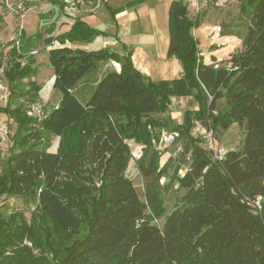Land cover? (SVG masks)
Here are the masks:
<instances>
[{
  "label": "trees",
  "instance_id": "16d2710c",
  "mask_svg": "<svg viewBox=\"0 0 264 264\" xmlns=\"http://www.w3.org/2000/svg\"><path fill=\"white\" fill-rule=\"evenodd\" d=\"M241 1L250 28L229 68L203 62L192 31L197 18L182 0L170 1L167 56H177L183 66L175 79L152 80L133 65L130 51L65 46L106 34L75 17L66 32L43 38L51 46L48 60L60 98L40 120L15 104L18 94L34 100L39 93L34 79L25 82V91L20 87L33 72L32 55L14 47L4 52L0 43L9 88L0 112L15 123L0 169V195L36 200L29 220L0 211V264H264V0ZM54 41L60 46L52 47ZM110 60L119 68L105 72L82 102L75 92L79 79ZM224 90L229 108L221 114L214 107ZM185 95L200 107L174 124L171 97ZM208 117L213 126L239 121L241 150L212 161L191 133L194 120ZM167 128L178 132L182 145L173 178L184 189L169 212L160 197L166 185L160 188L157 180L175 159L170 155L160 165L164 151L156 148ZM51 137L57 139L53 151ZM129 140L142 145L135 163L150 178L144 201L126 173ZM163 214L162 225L153 222Z\"/></svg>",
  "mask_w": 264,
  "mask_h": 264
},
{
  "label": "rangeland",
  "instance_id": "374dc122",
  "mask_svg": "<svg viewBox=\"0 0 264 264\" xmlns=\"http://www.w3.org/2000/svg\"><path fill=\"white\" fill-rule=\"evenodd\" d=\"M22 1L26 4L25 11L22 14H18L11 5ZM116 1V0H115ZM241 0H231L225 6L222 7H201L200 11L195 15L194 9L188 7L187 12L192 13L191 17L196 16L198 20L204 24H218V33L222 31L226 33L238 32L243 35V39L246 36L249 28V12L241 11ZM186 4V2H183ZM65 0H4L0 3V43L5 44L3 51L7 52L9 47L11 48L13 40H20L19 50L24 54L32 55V51H36L32 58H28L30 67L33 72L23 79L20 87L23 91L27 89L25 83L29 79L36 80V83L40 86L39 93L34 100H30L31 95L29 94H18L16 95L15 104H20L24 110H27V106L30 103H36L41 106L43 115L45 116L48 111L54 107L59 98V92L53 87L54 74L48 60V48L43 44V37L48 33L54 32V26L56 27L57 33L66 32L69 24L72 21L70 14H65ZM65 23H68L66 25ZM96 39V38H94ZM88 41L92 42L94 41ZM243 41V40H242ZM201 43V40H199ZM7 43H9L7 45ZM95 44H92L90 50H93ZM242 46V45H241ZM201 49L204 48L201 46ZM241 47L237 50V52ZM230 59V58H229ZM228 59V60H229ZM32 60V62H31ZM5 58L3 59L2 65L5 66ZM102 63L97 64L94 68L86 72L76 84V94L82 102H85L89 97L94 87V82L97 76H102L103 71ZM3 88H0V96H8L9 88L4 78L1 77ZM6 89V90H5ZM25 93V92H24ZM7 101V99H5ZM3 98L0 100L1 107L5 106L6 101ZM171 101L169 103L170 111ZM229 103L226 90L222 96L218 97L215 102L214 110L224 114L228 111ZM29 114V113H28ZM184 114V113H183ZM1 126L7 128L6 134L3 131L0 132V169L5 165V159L11 150V136L13 134L15 123L9 121L10 118L5 112H0ZM175 118V119H174ZM183 118V116H182ZM181 120V121H180ZM174 124H180L182 119L173 117ZM216 141L228 151H239L242 148V142L244 138V126L239 121H231L227 126L222 125L220 122L214 126ZM167 130H170L167 128ZM180 143L177 141L175 145H172L167 149L160 159V165L167 159L168 154L173 155L175 163L168 169L166 176L157 180L160 188H162L160 197L163 200V206L165 212H169L171 208L178 202V198L184 193L183 188H178V184L173 178L174 168L177 165V161L180 159V155L176 152V145ZM57 139L55 137L50 138L49 150L53 151L56 149ZM131 157L128 162L127 175L133 179L134 187L140 199L144 201V194L146 191V183L150 178L143 177L137 169L136 159L141 155L142 145L135 143L132 140L128 141ZM181 144V143H180ZM184 169L180 167L177 172L179 176L184 174ZM156 180V178H154ZM0 211L5 216H8L11 212L22 213L27 220H29L30 213L36 211V200L29 197H7L0 195ZM164 214L160 217H153V222L158 225H162Z\"/></svg>",
  "mask_w": 264,
  "mask_h": 264
},
{
  "label": "crops",
  "instance_id": "0c3cea01",
  "mask_svg": "<svg viewBox=\"0 0 264 264\" xmlns=\"http://www.w3.org/2000/svg\"><path fill=\"white\" fill-rule=\"evenodd\" d=\"M171 0H102L98 5L96 0H88L82 5V12L75 14L68 12L72 16L70 28L75 17H79L89 25L105 31L92 42H65V46L79 47L90 50L107 49L120 55L131 52L133 65L143 74L152 80L175 79L183 75V66L180 59L173 55L167 56V11ZM188 7L192 8L188 0ZM190 13H192L190 11ZM188 12V15L191 16ZM198 20V19H197ZM68 25V23H65ZM56 23L54 32L48 35H57ZM218 24H204L198 20V26L194 28L193 34L197 40L199 55L202 56L205 64H210L212 58L221 64L228 61L232 55H237V50L241 47L243 35L238 32L218 33ZM66 30V31H67ZM64 33V32H63ZM43 37V38H44ZM201 40V43L199 42ZM60 46L57 41L52 47ZM201 46L204 50L201 49ZM51 47V46H50ZM50 47H47L48 49ZM10 48V47H9ZM36 54V53H35ZM34 56V55H32ZM102 63L98 62L97 64ZM119 64L114 61L102 63L103 74L108 70L118 69ZM97 76L94 84L100 79ZM36 81V80H35ZM169 116L182 119L185 111H197L199 102L193 95L171 97ZM214 112H217L214 110ZM175 119V118H174ZM181 121V120H180Z\"/></svg>",
  "mask_w": 264,
  "mask_h": 264
},
{
  "label": "built area",
  "instance_id": "2783aa9c",
  "mask_svg": "<svg viewBox=\"0 0 264 264\" xmlns=\"http://www.w3.org/2000/svg\"><path fill=\"white\" fill-rule=\"evenodd\" d=\"M4 0H0V3H2ZM88 0H65V13L72 12L75 14H78L82 12V5L85 4ZM189 3H191L195 15L200 11L201 7H222L225 6L228 2L231 0H188ZM102 2V0H96L97 5ZM25 6L26 4L23 3L22 1H19L17 3H14L11 5V7L18 12V14H22L23 11H25ZM194 15V16H195ZM196 17V16H195ZM20 40L21 39H15L12 42L11 47H14L17 49L18 52H20ZM36 51H32V55H34ZM25 58L21 59V62H25ZM210 64L213 65L214 68H218V66H225L229 68L231 66L230 61H226L225 63L221 64L219 61H211ZM5 66L0 65V82H1V77L3 76V70ZM0 88L2 87V84H0ZM6 90V89H5ZM9 95V92H8ZM8 99V96H0L1 99ZM208 98L210 96L208 95ZM6 101V100H5ZM7 102V101H6ZM1 107V104H0ZM27 112L29 113L30 116L33 118H36L40 120L41 118L44 117L43 111L40 105L36 103H30L27 106ZM9 121H12L11 119ZM192 130L191 133L193 136L198 137L200 139V146L209 154V157L212 161L214 162H220L225 154L227 153V149L223 146H221L215 138V129L212 123L211 118H206L204 121L200 119H196L192 122ZM7 128L1 126V116H0V132L3 131L4 134H6ZM178 141V132L174 130H167V129H162L160 131V136L158 139V142L156 143V148L164 151V153L167 151L169 147L172 145H175V143ZM154 143V141L152 140ZM176 152L180 155L182 153V145L178 143L175 147ZM171 154H168L170 156ZM167 156V157H168ZM173 157V155H172ZM186 158L189 159V154H186ZM184 171L188 169V166H182ZM259 198V197H258ZM255 206L260 207L258 200H255Z\"/></svg>",
  "mask_w": 264,
  "mask_h": 264
}]
</instances>
